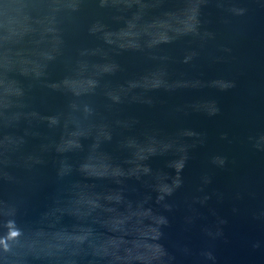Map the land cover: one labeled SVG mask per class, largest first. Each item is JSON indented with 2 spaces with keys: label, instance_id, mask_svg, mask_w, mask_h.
Here are the masks:
<instances>
[{
  "label": "water",
  "instance_id": "1",
  "mask_svg": "<svg viewBox=\"0 0 264 264\" xmlns=\"http://www.w3.org/2000/svg\"><path fill=\"white\" fill-rule=\"evenodd\" d=\"M0 264H264V0H0Z\"/></svg>",
  "mask_w": 264,
  "mask_h": 264
},
{
  "label": "clouds",
  "instance_id": "2",
  "mask_svg": "<svg viewBox=\"0 0 264 264\" xmlns=\"http://www.w3.org/2000/svg\"><path fill=\"white\" fill-rule=\"evenodd\" d=\"M13 235H15V233Z\"/></svg>",
  "mask_w": 264,
  "mask_h": 264
}]
</instances>
